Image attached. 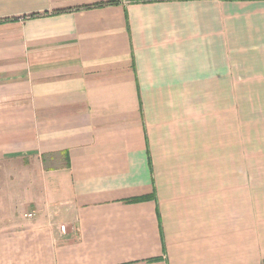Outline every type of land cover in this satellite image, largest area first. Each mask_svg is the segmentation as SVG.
Returning <instances> with one entry per match:
<instances>
[{
    "label": "crops",
    "instance_id": "crops-1",
    "mask_svg": "<svg viewBox=\"0 0 264 264\" xmlns=\"http://www.w3.org/2000/svg\"><path fill=\"white\" fill-rule=\"evenodd\" d=\"M0 264H264V0H0Z\"/></svg>",
    "mask_w": 264,
    "mask_h": 264
},
{
    "label": "built area",
    "instance_id": "built-area-1",
    "mask_svg": "<svg viewBox=\"0 0 264 264\" xmlns=\"http://www.w3.org/2000/svg\"><path fill=\"white\" fill-rule=\"evenodd\" d=\"M31 216H32L31 214L27 215V217H31ZM60 231H61L62 233H65V226H61V227H60Z\"/></svg>",
    "mask_w": 264,
    "mask_h": 264
},
{
    "label": "rangeland",
    "instance_id": "rangeland-1",
    "mask_svg": "<svg viewBox=\"0 0 264 264\" xmlns=\"http://www.w3.org/2000/svg\"><path fill=\"white\" fill-rule=\"evenodd\" d=\"M55 209L62 210V206H60V205L57 204V206L55 207Z\"/></svg>",
    "mask_w": 264,
    "mask_h": 264
},
{
    "label": "trees",
    "instance_id": "trees-1",
    "mask_svg": "<svg viewBox=\"0 0 264 264\" xmlns=\"http://www.w3.org/2000/svg\"><path fill=\"white\" fill-rule=\"evenodd\" d=\"M135 1V0H134ZM140 1H152V0H140ZM154 1H156V0H154Z\"/></svg>",
    "mask_w": 264,
    "mask_h": 264
}]
</instances>
